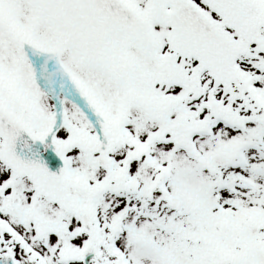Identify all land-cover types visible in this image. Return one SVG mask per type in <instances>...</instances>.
Returning <instances> with one entry per match:
<instances>
[{
    "label": "snow or ice",
    "instance_id": "1",
    "mask_svg": "<svg viewBox=\"0 0 264 264\" xmlns=\"http://www.w3.org/2000/svg\"><path fill=\"white\" fill-rule=\"evenodd\" d=\"M0 264H264V0H0Z\"/></svg>",
    "mask_w": 264,
    "mask_h": 264
}]
</instances>
